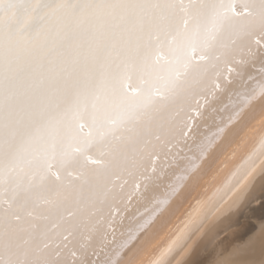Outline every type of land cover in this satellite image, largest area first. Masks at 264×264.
<instances>
[{
  "label": "snow or ice",
  "instance_id": "obj_1",
  "mask_svg": "<svg viewBox=\"0 0 264 264\" xmlns=\"http://www.w3.org/2000/svg\"><path fill=\"white\" fill-rule=\"evenodd\" d=\"M253 108L264 0H0V264H201Z\"/></svg>",
  "mask_w": 264,
  "mask_h": 264
},
{
  "label": "bare ground",
  "instance_id": "obj_2",
  "mask_svg": "<svg viewBox=\"0 0 264 264\" xmlns=\"http://www.w3.org/2000/svg\"><path fill=\"white\" fill-rule=\"evenodd\" d=\"M250 111L246 123L238 129L236 141L244 138L248 129L264 118V110L253 108ZM228 149L225 145L222 152ZM250 155L249 152L238 154L221 181L202 196V199L207 196L209 199L200 224L199 243L207 248V255L198 257L201 264H258L264 257V207H261L264 154H255L249 159ZM216 162L219 163L218 159ZM252 168L258 170L244 184L243 175ZM233 174H236L235 179H232ZM202 179L199 172H192L186 185L191 190ZM175 195L181 197L183 190ZM188 264H194V260L190 258Z\"/></svg>",
  "mask_w": 264,
  "mask_h": 264
},
{
  "label": "rangeland",
  "instance_id": "obj_3",
  "mask_svg": "<svg viewBox=\"0 0 264 264\" xmlns=\"http://www.w3.org/2000/svg\"><path fill=\"white\" fill-rule=\"evenodd\" d=\"M260 263L264 264V257L260 260ZM260 263H258V264H260Z\"/></svg>",
  "mask_w": 264,
  "mask_h": 264
},
{
  "label": "clouds",
  "instance_id": "obj_4",
  "mask_svg": "<svg viewBox=\"0 0 264 264\" xmlns=\"http://www.w3.org/2000/svg\"><path fill=\"white\" fill-rule=\"evenodd\" d=\"M257 170H258V169H257V168H255V170L253 171V174H254V173L256 174Z\"/></svg>",
  "mask_w": 264,
  "mask_h": 264
}]
</instances>
